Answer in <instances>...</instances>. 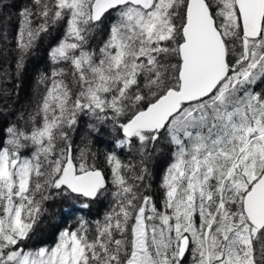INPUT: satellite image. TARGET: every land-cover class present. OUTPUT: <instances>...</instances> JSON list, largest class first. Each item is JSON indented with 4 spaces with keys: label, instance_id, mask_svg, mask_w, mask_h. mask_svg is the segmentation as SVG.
I'll return each instance as SVG.
<instances>
[{
    "label": "snow or ice",
    "instance_id": "1",
    "mask_svg": "<svg viewBox=\"0 0 264 264\" xmlns=\"http://www.w3.org/2000/svg\"><path fill=\"white\" fill-rule=\"evenodd\" d=\"M17 15L18 70L62 35L30 110L0 122V264H264V0H27ZM81 119L116 137L103 167L74 149ZM56 198L107 210L37 244Z\"/></svg>",
    "mask_w": 264,
    "mask_h": 264
},
{
    "label": "trees",
    "instance_id": "2",
    "mask_svg": "<svg viewBox=\"0 0 264 264\" xmlns=\"http://www.w3.org/2000/svg\"><path fill=\"white\" fill-rule=\"evenodd\" d=\"M25 3H27V0H19L11 7L14 14L10 17V21L15 16L17 18L16 21L13 20L11 23L12 30L8 42L5 41L3 34H1L4 28L0 27V110H4V116H0V122L5 118L8 120L15 119L17 115L24 113L25 110H30L38 92L44 88V85L38 83L42 74H48L52 69L48 58L50 46L54 45L62 35L61 31H56L51 36L41 40L39 46L24 60L23 66L18 70L16 64L17 10L22 8ZM106 27L105 25V29ZM104 38H106L104 33H97L91 42L96 40V45H98ZM261 87H264V85H261ZM87 125V119L79 121V127L73 135L74 149L85 148L97 152L98 159L96 162L103 167V153L113 149L116 137L106 128H102L99 134L91 133ZM116 151L122 159L130 156L134 163L139 159L134 151L130 152L128 149H125L123 152L119 149H116ZM168 162L166 154L156 157L151 162L154 188L158 185L160 176L163 174ZM54 201L57 202L56 208H52L53 210H51L50 205L53 200L47 202L45 204L47 212L36 225L38 231L42 233V241L40 242H54V238L60 230L69 225L75 226L78 217H84L89 220L101 219L107 210L106 201L92 203L89 208L82 210L81 205L76 202H65L61 198H56Z\"/></svg>",
    "mask_w": 264,
    "mask_h": 264
},
{
    "label": "rangeland",
    "instance_id": "3",
    "mask_svg": "<svg viewBox=\"0 0 264 264\" xmlns=\"http://www.w3.org/2000/svg\"><path fill=\"white\" fill-rule=\"evenodd\" d=\"M18 1L19 0H0V27L4 28L1 31V34H3L6 42H8L9 35H10L11 30H12L11 29V23L13 20L16 21V18H17V16H15V18H13V20L10 21V17L14 14L13 8H11V7L14 6V4ZM5 4L8 6L4 7L3 5H5ZM91 43H92V45L96 46V40H93ZM162 155L163 154H161V156ZM162 159H164V158H162ZM56 206H57V202L53 200V202L50 205L51 210L56 208ZM40 232L36 228L35 237H34V241L36 243L42 241V233H40Z\"/></svg>",
    "mask_w": 264,
    "mask_h": 264
}]
</instances>
